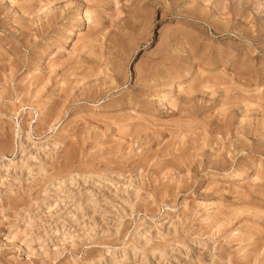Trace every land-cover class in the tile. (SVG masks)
<instances>
[{
	"label": "rangeland",
	"instance_id": "374dc122",
	"mask_svg": "<svg viewBox=\"0 0 264 264\" xmlns=\"http://www.w3.org/2000/svg\"><path fill=\"white\" fill-rule=\"evenodd\" d=\"M0 264H264V0H0Z\"/></svg>",
	"mask_w": 264,
	"mask_h": 264
}]
</instances>
